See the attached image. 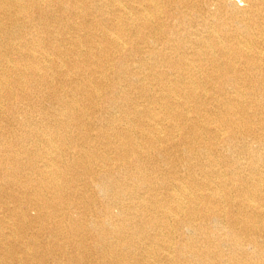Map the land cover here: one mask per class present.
<instances>
[{
  "label": "bare ground",
  "instance_id": "6f19581e",
  "mask_svg": "<svg viewBox=\"0 0 264 264\" xmlns=\"http://www.w3.org/2000/svg\"><path fill=\"white\" fill-rule=\"evenodd\" d=\"M0 264H264V0H0Z\"/></svg>",
  "mask_w": 264,
  "mask_h": 264
}]
</instances>
